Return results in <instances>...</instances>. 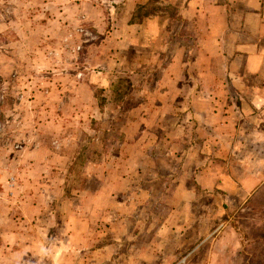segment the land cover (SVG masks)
<instances>
[{
	"label": "rangeland",
	"instance_id": "rangeland-1",
	"mask_svg": "<svg viewBox=\"0 0 264 264\" xmlns=\"http://www.w3.org/2000/svg\"><path fill=\"white\" fill-rule=\"evenodd\" d=\"M136 1L0 0V264H174L176 235L194 246L222 229L227 206L196 172L218 167L202 161V130L185 118L170 140L173 75L221 77L215 39L208 50L187 29L188 9L149 0L159 17L133 19L167 29L151 61L145 37L128 30ZM203 2L214 31L216 3L248 10L246 0ZM254 256L235 264H264Z\"/></svg>",
	"mask_w": 264,
	"mask_h": 264
},
{
	"label": "crops",
	"instance_id": "crops-1",
	"mask_svg": "<svg viewBox=\"0 0 264 264\" xmlns=\"http://www.w3.org/2000/svg\"><path fill=\"white\" fill-rule=\"evenodd\" d=\"M179 1L164 0L189 10L190 13L186 15L189 21L187 29L199 39L204 38L208 50L209 38L215 39L219 62L221 60L225 72L212 80L209 74H203L200 79L188 74L173 75L175 91L173 94L170 90L169 94L172 98L170 140H178L185 127V118L188 125L192 123L194 129L202 130V161L218 163V167L207 166L196 172H199L203 184L211 189V193H218L220 204L227 206V214L218 234L203 236L194 246L190 245V237L179 239L176 235V249L171 252L170 258L174 264H235L253 257L255 252L254 257L264 259V0H246L248 10L244 14L232 11L227 14V4L216 3L214 7L223 11L222 20L217 19V26L222 27L217 31L203 25L204 17L211 18L204 15L205 0H183L184 4H179ZM136 2L134 12L130 14L132 19L137 14V6L147 5L149 0ZM158 3L163 2L159 0ZM153 13L143 18L159 17L156 11ZM232 17L239 20L238 25L231 24ZM143 18L133 19L132 22L129 20L128 30L138 31V38L145 37V42L139 41V44L148 47L152 61L156 58V47H162L163 33L167 29L160 25L151 26ZM195 19L201 25H195ZM253 22H256L255 39L240 40L242 33L246 35L250 31ZM147 40L152 41L151 44H147ZM128 41L135 42L130 35ZM227 41L231 42V47ZM210 81L213 82L211 86ZM153 110L162 114L156 106ZM182 115L185 117L181 118ZM158 123L154 122L155 127L165 128L163 123ZM112 220L118 221V218L113 217ZM177 222L174 225L171 223V234L177 231ZM153 233L157 234L158 231L153 230ZM156 240V235H152L146 243H153L154 257L157 255ZM177 240L183 242L180 245L185 247L184 250H177ZM157 241L161 243V239Z\"/></svg>",
	"mask_w": 264,
	"mask_h": 264
},
{
	"label": "trees",
	"instance_id": "trees-1",
	"mask_svg": "<svg viewBox=\"0 0 264 264\" xmlns=\"http://www.w3.org/2000/svg\"><path fill=\"white\" fill-rule=\"evenodd\" d=\"M148 5V4H147ZM147 5H139L137 6V15L139 14L140 16H147L150 14V10L148 9H145ZM156 8H159L157 5L152 8V12L156 9ZM145 9V10H144ZM143 10V11H142ZM140 18V17H139ZM141 19V18H140ZM133 21V19H131V22Z\"/></svg>",
	"mask_w": 264,
	"mask_h": 264
}]
</instances>
